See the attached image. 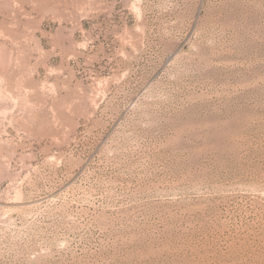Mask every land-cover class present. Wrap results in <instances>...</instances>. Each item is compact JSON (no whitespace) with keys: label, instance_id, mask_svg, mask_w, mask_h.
I'll return each mask as SVG.
<instances>
[{"label":"rangeland","instance_id":"374dc122","mask_svg":"<svg viewBox=\"0 0 264 264\" xmlns=\"http://www.w3.org/2000/svg\"><path fill=\"white\" fill-rule=\"evenodd\" d=\"M0 264H264V0H0Z\"/></svg>","mask_w":264,"mask_h":264}]
</instances>
